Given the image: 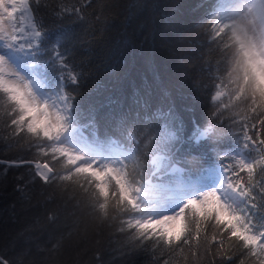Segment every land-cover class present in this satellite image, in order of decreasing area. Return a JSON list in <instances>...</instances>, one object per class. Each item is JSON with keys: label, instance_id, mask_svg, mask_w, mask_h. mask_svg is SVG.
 Masks as SVG:
<instances>
[{"label": "trees", "instance_id": "trees-1", "mask_svg": "<svg viewBox=\"0 0 264 264\" xmlns=\"http://www.w3.org/2000/svg\"><path fill=\"white\" fill-rule=\"evenodd\" d=\"M40 4L33 12L40 38L38 43L27 40L26 74L42 78L39 89L55 107L62 109L61 99L66 97L70 108L67 114L62 111L70 141L98 153H115L120 168L130 176L127 186L135 189L133 196L145 188L181 191L212 171L225 170L235 156L247 155L238 130L241 123H248L257 125L252 131H260L264 101L257 97L254 102L246 89L238 92L243 80L234 70L230 30L217 34L222 28L216 23L222 0H40ZM73 4L84 17L52 12L57 5ZM21 23L17 19L16 26ZM11 114L0 93V160L42 162L57 175L75 173L72 158L55 140L14 134ZM220 122L224 123L217 125ZM174 164L179 165L176 171L171 170ZM34 172L27 166L5 171L0 165V250L6 255L30 252L29 259L37 264H150L144 252L131 250L133 230L126 222L132 217L114 200L110 199L107 221H91L87 205L97 201L91 189L85 194L78 187L84 183L83 174L56 189L39 181L29 183L22 198L15 191L16 178L30 181ZM241 176L247 178L246 173ZM260 179L256 175L253 183ZM223 181V194L237 199L223 188ZM64 196L77 197L82 207L66 209ZM187 202H180L179 209ZM135 204L130 211L142 210L140 216L151 213ZM51 215H57L54 222L48 219ZM73 218L80 220L78 226L72 224ZM223 235L205 223L200 236L190 241L198 248L182 245L172 251L158 242L151 252L160 264H221L222 255L235 264H264V254L242 255L235 238L224 236L223 244H218ZM255 251L259 253V248Z\"/></svg>", "mask_w": 264, "mask_h": 264}, {"label": "snow or ice", "instance_id": "snow-or-ice-1", "mask_svg": "<svg viewBox=\"0 0 264 264\" xmlns=\"http://www.w3.org/2000/svg\"><path fill=\"white\" fill-rule=\"evenodd\" d=\"M40 7V0H32L31 4L30 0H0V34L19 41L26 29L16 26L17 19L23 21L27 13L34 12ZM52 12L57 16L84 17L81 9L74 4L57 5ZM242 13L238 21L225 23L217 34L224 32L225 29L230 30L229 39L234 46V70L241 74L243 80V86L238 87V92L242 94L246 89L254 102L257 97L264 101V16L257 21L255 18L249 19L245 10ZM0 93H3L9 102L12 113L10 124L14 134L27 133L37 140L43 137L45 140L52 139L60 143L59 136L66 120L62 109L37 97L28 83L13 79L2 61H0ZM261 115L264 116V113ZM256 128V124H251L249 127L248 123H241L238 131L249 151L245 157L237 158L225 169L223 188L235 194L237 199L233 200L231 197L226 199L220 191H209L189 200L177 213L158 220L141 217L139 211L142 210L130 211L136 208L132 198L135 189L130 190L127 186L131 181L124 168L118 170L115 166L95 161L86 162L79 155L71 160L75 173L68 170L67 175H57L48 164H31L24 160L19 162L0 160V165L5 171L25 166L35 169L30 181L23 176L16 178L18 183L15 191L22 194V198L29 183L34 184L39 181L45 186L56 189L63 181L71 180L73 175L83 174L84 183L78 184V187L85 194L91 189L97 201L95 204L87 205L92 209L88 214L91 221L93 223L97 219L101 222L107 221L110 199L114 200L125 215L132 217L126 222L127 228L133 230L131 240L135 247L131 250L144 252L149 257L150 264H160V259L154 258V253L151 252L152 247L158 242H161V247L171 246L172 251L182 245H187L189 249L198 248V244L193 245L190 241L200 236L201 227L205 223L212 225L216 234H224L221 240L217 241L218 244H223L224 236L229 239L235 238L243 249L242 255L251 253L256 256L264 254V139L260 138L264 136V119L259 120V132L252 131ZM257 156L260 159H257ZM76 161L80 163L76 164ZM257 165L260 166L258 171ZM241 173H246L247 178H243ZM256 175L261 179L258 183H253ZM61 199L66 209L82 207L77 197L64 196ZM73 200L77 202L74 204ZM253 201L257 202L253 203ZM93 213H98V217ZM48 219L54 222L57 215H51ZM72 224L78 226L80 220L73 218ZM120 231L123 232L124 229L121 228ZM174 240L179 243L173 244ZM55 247L56 244H53L52 248ZM257 247L259 253L255 251ZM30 255V252L20 251L9 257L0 250V264H37L35 260L29 259ZM164 264L169 262L164 261ZM221 264H235V260L222 255Z\"/></svg>", "mask_w": 264, "mask_h": 264}, {"label": "rangeland", "instance_id": "rangeland-1", "mask_svg": "<svg viewBox=\"0 0 264 264\" xmlns=\"http://www.w3.org/2000/svg\"><path fill=\"white\" fill-rule=\"evenodd\" d=\"M248 9H250V11H248ZM244 10L249 19L255 18L259 21V19L264 16V0H222L220 15L216 23L223 27L225 23L231 24L234 20L238 21L240 16L243 15L242 12ZM34 22L33 12L27 13L25 19L20 25V27L25 28L26 31L19 41L11 40L6 35L0 34V61L3 62L13 79L28 83L37 97L51 103L39 89L41 84L43 85L42 78L37 75H34L35 78H31L26 74L24 57L29 51L28 48H30L29 45H27V40L31 39L34 43H38L40 38V31ZM5 27H7V24H5ZM61 101L62 109L64 113L67 114L70 106L66 101V97L64 96ZM51 104L54 105L53 103ZM59 141L61 144L56 142L57 146L64 152H67L70 158L79 155L86 162L95 161L108 166H115L118 170L121 169L119 158L115 153H98L91 151L88 148L76 146L72 143L65 126L59 136ZM115 152L122 154L120 150H116ZM237 158L239 157L235 156V159ZM76 163L79 164L80 162L76 161ZM224 178L225 170L212 171V175L209 177H206L200 182L194 183L181 191L169 192L164 189L157 191L145 188L142 190L143 193L141 195L133 196L132 198L142 207L151 210L150 214L141 217L158 220L162 217L177 213L179 211L178 204L184 200L189 201L198 198L209 191L222 192L221 183ZM223 195L227 199L226 195Z\"/></svg>", "mask_w": 264, "mask_h": 264}, {"label": "water", "instance_id": "water-1", "mask_svg": "<svg viewBox=\"0 0 264 264\" xmlns=\"http://www.w3.org/2000/svg\"><path fill=\"white\" fill-rule=\"evenodd\" d=\"M178 168H179V165H178V164H174V165L171 167V170H172V171H176Z\"/></svg>", "mask_w": 264, "mask_h": 264}, {"label": "bare ground", "instance_id": "bare-ground-1", "mask_svg": "<svg viewBox=\"0 0 264 264\" xmlns=\"http://www.w3.org/2000/svg\"><path fill=\"white\" fill-rule=\"evenodd\" d=\"M38 163L41 164V165L45 164V163H42V162H38Z\"/></svg>", "mask_w": 264, "mask_h": 264}]
</instances>
